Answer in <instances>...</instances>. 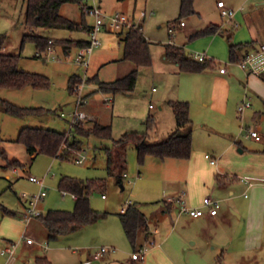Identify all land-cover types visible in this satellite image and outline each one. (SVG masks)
<instances>
[{"label": "crops", "instance_id": "crops-1", "mask_svg": "<svg viewBox=\"0 0 264 264\" xmlns=\"http://www.w3.org/2000/svg\"><path fill=\"white\" fill-rule=\"evenodd\" d=\"M196 2L197 0H194L193 3ZM224 4L226 5L225 2ZM233 4L230 2L228 7L233 8ZM98 5L105 12L103 6L100 3ZM260 5L264 6V1L256 3V6ZM241 10L243 9L238 7L234 10L233 18L235 17L239 22L237 27L233 28L231 24L227 26L213 21L205 25L195 22L187 29V35L192 37L194 32L210 23L218 24L221 37L225 36L228 40V58L231 60L230 44L238 45L236 49V58H238L248 50L256 48L260 43H264V7H251L244 12ZM195 13L199 14L197 8ZM128 15L132 20L142 24L141 21L144 18L136 17L135 12H130ZM22 25L24 26L23 23ZM184 25L186 23L182 26L177 23L179 29ZM117 34L120 40V35ZM216 38L215 36L207 38L206 48H200L197 52L206 54L207 50L212 49ZM81 40H87V38ZM120 44L122 46L121 42ZM55 45H59L64 53L69 52L63 49L62 43ZM55 45L52 46L54 55H56ZM176 45L182 46L187 54L191 52V49L186 48L185 43ZM213 49L215 50L214 47ZM213 49L211 53H214ZM0 52L12 54L4 48L2 50V47ZM161 57L164 61L162 74L168 80H172V76L180 73L199 76L202 74V77L195 79L194 84L195 96L203 97L202 100L198 103H190L194 95L183 99L182 92L177 86L174 90L171 87L167 91L164 90L158 95L160 106L157 114L158 117L166 118V132L159 134L157 121L153 115H151L153 123L148 130L150 139L154 136L155 138L152 139L156 140L167 135L175 127L169 101H188L185 99L191 98L188 103L193 132L189 158H164L158 161L156 157L148 155L145 157V164L141 170L128 167L125 163L127 175L136 173L138 176L135 182L137 185L130 193L132 198L121 203L115 212L106 211L107 215L97 221L69 233L57 234L54 238H49L50 233L39 217H33L28 221L21 220L26 199L20 196L22 212L19 219L8 217L0 222V248L10 243L21 230L26 236L32 237L34 243L27 244L18 240L21 244L18 256L10 259L8 264H39L36 259L40 257L46 258L49 264H250L252 261H258L261 254L264 255V139L255 140L246 135L250 127L263 132L264 135V130H261L264 129L262 76L246 73L233 62L235 59L231 60L229 65L231 67L224 65L225 72L219 71L221 66H217L218 64L200 72H185L180 71L176 63L167 60L164 49ZM210 58L213 59V56ZM204 87L207 88L206 92L203 91ZM68 91L71 94L69 88ZM152 91H156L155 88H152ZM245 97H249L250 106L239 112L237 107ZM112 102L113 99L110 103ZM88 103L82 106V109L91 117L87 121L89 124L100 122L94 111L90 110L91 106ZM73 105L75 109V98ZM148 106L149 109L154 108L152 104ZM74 109L68 113L69 120ZM59 116L64 117L65 113L61 112ZM209 121H213L210 127H208ZM23 126L29 125L20 126L16 137ZM151 129L155 130L152 132ZM203 130H206V137ZM209 131L216 135L215 139H209ZM243 132V137H240ZM220 134L223 135V140L217 139ZM16 137L9 140H15ZM81 138L77 136V139L81 140ZM129 144L131 143L127 144V148ZM237 146H239L238 149H236ZM80 147H82V141ZM27 154L31 159L37 155L28 152ZM206 154L216 159V164H211ZM217 174L223 177L222 180L217 181L215 177ZM250 181L251 184H249ZM182 190L186 193V202L189 206H201L204 196L218 199L220 206L217 213L210 215L205 212L196 217L180 213L178 203L175 201L169 203L166 199L178 196ZM72 198L74 203V197ZM160 199L162 204L157 202ZM223 201L226 202L225 206L221 205ZM130 202L137 203L136 206L147 217V227L139 232L138 245L150 240L155 242L142 262L131 259L129 241L118 215L131 204ZM73 239L75 240L72 241ZM189 239H192L191 243L197 248L195 252L189 251L186 243ZM50 241H53L52 245ZM70 241L78 242L80 248L77 250L75 247L67 246ZM204 246L211 251L196 252L202 251L201 247ZM101 247H109V249L101 255H96ZM231 253H234L233 259H230ZM0 258L4 260V257L0 256Z\"/></svg>", "mask_w": 264, "mask_h": 264}, {"label": "rangeland", "instance_id": "rangeland-1", "mask_svg": "<svg viewBox=\"0 0 264 264\" xmlns=\"http://www.w3.org/2000/svg\"><path fill=\"white\" fill-rule=\"evenodd\" d=\"M83 1L87 4L91 3V0ZM217 1L197 0L193 5L194 9L197 8L199 14L193 13L179 16L180 0H96L97 3L103 6L106 15L114 12H124L127 14L135 12L136 17H138L137 13L141 10L152 11L151 15L146 16L141 21L143 33L149 43L151 54L150 65L139 66L137 68L134 62L122 58L123 49L117 34L121 30L107 31L103 28L99 33L101 45L95 48L90 55L88 78L95 76L96 79L101 81H112L137 69L135 86L132 90L126 92L117 91L115 93H106L98 91L96 84L87 79L88 85L85 86L84 93L88 95V104L91 106L90 110L94 111V114L100 121L99 123L102 122L101 124L110 125L113 139L120 138L121 134L126 130L137 132L146 130L145 122L151 115L157 121L156 126L159 134L161 135V132H166V118L164 116H160V118L157 114L160 106L158 95L164 92V90L167 91L170 87L174 90L176 88L175 86H177L182 92L183 99L188 98V96H195V79L202 77V74L199 76L196 74L180 73L177 76H172V80H168L162 74L164 61L161 56L166 43H185L186 48L191 49L190 53H195L200 51V48H206L207 38L215 36L217 40H215L214 45L211 47L212 49L213 47L215 48V50L213 49L214 53L210 52L212 49L210 51L207 50V57L213 56L216 64H218L217 66L226 65L228 68L231 67L229 66L231 60L228 58L227 50L228 40L225 36L221 37V31H218L216 34L211 33L194 37H188L187 35V29L195 22H199V25H205L209 21H213L227 26L228 24L233 25V23H236V25H233V28L239 25L235 17L229 21L226 17L221 16L220 9L217 7ZM222 1L226 3V7L229 6L230 2H233L232 9L235 10L237 7L239 9L242 8V12L249 10L251 7H264L262 5L256 6V3L264 0ZM25 7V0H0V37L3 36L2 50L4 48L9 53L19 54L20 68L47 76L50 84L48 87L42 89H36L30 86L23 89L0 88V98L2 99L19 106L42 107L46 110L42 115L19 117L5 112L0 105V222L8 217L19 219L22 212L20 196L22 194L31 196L38 191V185L28 179L29 175L43 179L46 194L38 205L42 213L52 208L65 210H71L73 208L72 195L68 192L62 195V190L58 188L59 180L64 176L82 180H104L101 186L92 191L89 197L90 206L101 212H115L121 203L132 198L130 193L137 185L135 182L138 176L136 173L128 174V177H122V182L119 183L114 175H110L107 172L105 148L112 147V139H99L94 136L82 137V147L80 149H84L86 158L80 163L75 160L78 152L72 149L68 150L72 154L71 157L67 158H53L48 154L38 153L34 159H31L22 143L16 140H9V138L14 139L16 137L17 130L22 125L69 132L68 113L74 109L73 99L75 96L74 93L71 92L70 94L68 91V77L71 74L81 75L83 73L82 69L73 62L77 47H71L68 53H64L59 45H55V56L58 60H44L35 56L37 46L34 42L25 40L22 43V36L27 32V29L22 25ZM60 14L75 22H80L83 19V15L88 25H92L94 21L93 17L86 14L83 7L81 9V6L76 2L62 4ZM180 21H183L186 25L181 29L177 27L174 34L171 35L168 31V26L172 23L177 24ZM105 22L107 27H109L108 20H105ZM35 32L54 39L81 40L82 38H88L87 31L69 30L67 28H37ZM231 40L233 41L232 38ZM238 73L241 74V72ZM152 88H155L156 91H152ZM203 89L206 92L207 88L204 87ZM108 96H112V103L105 102V97ZM194 96L192 100L190 97V99L185 100H191L189 101L190 103H198L203 98H198V95L194 98ZM149 104H152L154 108L149 109ZM61 112L65 113L64 117L59 116ZM170 112L172 113L171 108ZM209 122L208 127L213 124V121ZM87 124L89 123L87 122ZM203 131L206 137V130ZM209 133V139H215L216 135L210 131ZM243 135L244 132L240 137H243ZM152 138L155 137L153 136ZM152 138L150 139L151 141L154 140ZM217 139L223 140L224 137L220 134ZM197 145L200 144L197 143ZM155 159L160 160L159 158ZM13 160L18 161L21 165H9L8 163ZM126 163L128 167L130 166L135 170H138V168L141 170L145 164V159L141 164L138 163L132 144H129L127 148ZM128 179L130 180L129 183L127 182ZM102 194L104 197H102ZM157 202L162 204L161 199ZM221 205L225 206L226 202H221ZM22 234L24 232L21 230L10 241L16 243L14 259L18 256L21 247L18 240H22ZM191 240H187L186 243L189 251H194L197 248L191 243ZM22 241L25 242V240ZM72 241L67 246H71L70 248L75 247L78 250L80 245L78 242ZM50 244L52 245L53 241H50ZM128 244L132 252V246L130 243ZM201 248L202 251L196 252L205 253L211 251L206 246ZM233 257L234 253H231L230 259H233ZM0 262H3L1 258ZM250 264H264V255L261 254L258 261H252Z\"/></svg>", "mask_w": 264, "mask_h": 264}, {"label": "trees", "instance_id": "trees-1", "mask_svg": "<svg viewBox=\"0 0 264 264\" xmlns=\"http://www.w3.org/2000/svg\"><path fill=\"white\" fill-rule=\"evenodd\" d=\"M26 7L23 17V24L27 32L22 36V43L25 40L34 42L36 50L44 52L47 47L56 43H62L63 49L67 52L72 46H83L87 40L60 39L53 40L48 36H43L35 32L37 28H67L69 30L88 31V25L84 16L80 22H75L60 14V7L67 2H76L83 7L82 0H25ZM194 0H180L179 16L195 13ZM172 23V22H171ZM220 26L210 23L205 27L198 29L192 34L200 36L218 32ZM120 42L122 43L123 58L131 60L137 66H148L151 63L149 43L143 33L142 24L138 23L136 27H128L118 32ZM3 36L0 37V49L2 47ZM52 40V41H50ZM236 49L238 45L230 44V58H236ZM164 53L167 60L177 64L180 71L200 72L211 68L216 64L212 58H206L202 61L189 56L182 46L168 42L164 45ZM19 54H7L0 52V88L23 89L27 86L36 89H42L49 86L50 82L47 76L23 70L19 67ZM137 69L132 70L127 75L114 79L112 81H101L95 77L88 78L89 81L96 84L98 91L106 93H115L117 91H130L134 88L136 82ZM264 80V73L261 74ZM80 81L77 74L70 75L68 79V88L72 92V87ZM0 105L3 110L9 114L25 117L31 115H42L46 110L42 107H25L16 105L10 101L0 98ZM169 105L172 109L175 127L167 135L159 139L150 140L148 130L151 128L153 120L149 117L146 120V130L125 131L120 138L113 139L110 125L92 122L87 120L75 121L69 132H60L55 129L45 127L23 126L20 128L16 141L22 143L29 154L44 153L53 158L71 157L72 150H80V137L94 136L99 139H112L113 146L105 148L106 169L110 175H114L116 180L121 183L123 173L125 172L127 144H133L136 157L141 164L145 157L150 155L159 159L176 158L187 159L192 149L193 123L189 115V103L183 100H171ZM9 165H21L13 160ZM217 181L222 180L220 174L216 176ZM104 180H82L75 177H61L58 188L70 194H74V206L71 210L52 208L43 212L38 217L49 231V238H54L57 234H65L97 221L99 218L107 215L106 211H98L90 206L89 197L92 191L101 186ZM125 235L132 246L137 249L138 235L142 229L147 227V217L136 206L129 204L123 212L118 213ZM39 264H49L46 258H37Z\"/></svg>", "mask_w": 264, "mask_h": 264}, {"label": "built area", "instance_id": "built-area-1", "mask_svg": "<svg viewBox=\"0 0 264 264\" xmlns=\"http://www.w3.org/2000/svg\"><path fill=\"white\" fill-rule=\"evenodd\" d=\"M83 9L86 14H89L93 17L94 21L90 28L87 31L88 38L87 44L83 46H79L76 49V54L73 58V62L79 66L83 73L80 76V81L76 83L72 87V93L75 96V109L71 113L69 120V129L72 127L73 123L78 120H89L91 117L82 109V106L88 102V95L84 93L85 86L88 85V66L90 61V55L92 51L101 45V39L99 37L100 31L105 28L110 31H119L128 27H136L138 25V21L132 20L127 13L124 12H114L112 14L106 15V13L100 8L96 0H91L90 4H87L82 0ZM217 6L220 8V14L223 17H226L229 21L232 20L234 15V10L231 7H226L222 0L217 1ZM152 11L141 10L139 11L138 17L140 19L145 18L148 15H151ZM105 20H108L109 27H107ZM184 24L183 21L179 22V26ZM236 25V23H233ZM177 28V24H170L168 26V31L171 35L174 34L175 29ZM52 41V40H50ZM36 56L41 59H55V55L53 54L52 46L46 48L44 52L39 50L36 51ZM194 59L204 60L207 55L204 52H195L189 53ZM231 62V61H230ZM239 68H241L246 73L261 75L264 73V43H260L256 48L250 49L244 54H242L238 59L233 61ZM220 72H225V66H221L219 68ZM154 89V88H153ZM112 96L105 97V102L110 103L112 101ZM250 106L249 97H245L238 105L237 109L239 112H242L245 108ZM68 133V132H67ZM247 136L254 138L255 140L264 139V135L255 128H249L247 130ZM77 153L75 160L77 162H82L86 155L84 150H73ZM209 158V162L211 164H216V159L210 158L207 154L205 155ZM123 177L127 178V173H123ZM28 179L36 183L38 185V191L31 195L27 196L22 194L21 197L26 199V204L24 206V210L22 212L21 220L28 221L33 217H38L42 214V211L39 208V202L43 199L46 194V190L44 189L45 185L43 179H38L35 176L29 175ZM128 179V183H129ZM251 184V181L249 182ZM67 192L62 191V195H65ZM73 197L74 194H71ZM246 195V194H245ZM104 196V195H102ZM167 202H176L179 206L180 213H185L190 216L196 217L208 212L210 215H214L217 213V210L220 206L219 200L211 198L210 196H204L202 199V204L199 207L189 206L186 202V193L184 190L180 191L178 196L176 197H168L166 199ZM22 240H25L27 244L34 243V239L32 237H28L25 234L21 236ZM20 240V239H19ZM153 240L149 242L142 243L137 249L131 252V259L136 260L137 262H142L148 252L149 248L154 244ZM16 243L10 242L4 247L0 248V256L4 257L3 262L0 264H8V261L15 256ZM109 247H101L96 255H101L104 251L108 250Z\"/></svg>", "mask_w": 264, "mask_h": 264}]
</instances>
